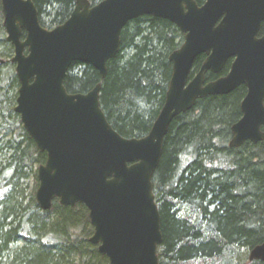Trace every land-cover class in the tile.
<instances>
[{"label":"water","instance_id":"obj_1","mask_svg":"<svg viewBox=\"0 0 264 264\" xmlns=\"http://www.w3.org/2000/svg\"><path fill=\"white\" fill-rule=\"evenodd\" d=\"M0 4L19 83L14 112L46 154L37 169L39 209L48 211L55 199L62 207L82 204L93 229L89 242L109 264H159L162 234L152 177L171 122L198 100L244 87L228 147L264 142V0H104L95 6L77 0L70 17L51 30L41 27L32 0ZM143 16L175 25L183 42L168 58L171 78L149 133L125 139L100 108V83L86 94H69L64 81L73 63L93 67L104 79L124 27ZM200 56L201 67L189 79ZM229 61L225 76L206 82L207 73L218 75ZM248 259L264 263V241Z\"/></svg>","mask_w":264,"mask_h":264},{"label":"trees","instance_id":"obj_2","mask_svg":"<svg viewBox=\"0 0 264 264\" xmlns=\"http://www.w3.org/2000/svg\"><path fill=\"white\" fill-rule=\"evenodd\" d=\"M32 1L41 27L51 30L70 17L77 0ZM87 1L95 6L104 0ZM2 23L0 4V264H109L89 242L93 229L82 204L62 207L55 199L46 212L36 204L37 168L46 154L14 112L19 83ZM120 40L104 79L93 67L73 63L64 87L86 94L100 83L99 104L109 125L125 139H140L163 106L172 73L168 58L183 35L164 19L143 16L128 22ZM203 60L194 61L189 79ZM230 64L218 75L207 73L206 82L225 76ZM245 93L240 87L198 100L171 122L152 177L162 234L159 264H264L248 259L264 241V142L228 147Z\"/></svg>","mask_w":264,"mask_h":264},{"label":"rangeland","instance_id":"obj_3","mask_svg":"<svg viewBox=\"0 0 264 264\" xmlns=\"http://www.w3.org/2000/svg\"><path fill=\"white\" fill-rule=\"evenodd\" d=\"M6 35V34H5ZM38 169V168H37ZM24 188L26 189V194L28 195L29 192L32 190L33 188V184H32V180L31 178L29 180H26L24 182ZM37 190V189H36ZM36 192V191H35ZM248 256H249V253H248ZM75 261V260H74ZM75 264H77V262H75Z\"/></svg>","mask_w":264,"mask_h":264},{"label":"flooded vegetation","instance_id":"obj_4","mask_svg":"<svg viewBox=\"0 0 264 264\" xmlns=\"http://www.w3.org/2000/svg\"><path fill=\"white\" fill-rule=\"evenodd\" d=\"M259 35H260V34H259ZM204 58H205V57H204ZM220 73H221V72H220ZM220 73H219V74H220ZM219 78H220V77H219ZM217 79H218V78H217Z\"/></svg>","mask_w":264,"mask_h":264}]
</instances>
